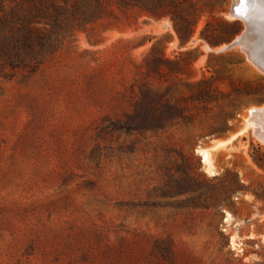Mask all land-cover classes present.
Wrapping results in <instances>:
<instances>
[{
	"label": "rangeland",
	"instance_id": "obj_1",
	"mask_svg": "<svg viewBox=\"0 0 264 264\" xmlns=\"http://www.w3.org/2000/svg\"><path fill=\"white\" fill-rule=\"evenodd\" d=\"M197 1L184 45L128 11L0 72V264H264V145L209 149L215 175L196 152L264 103V72L229 46L231 0Z\"/></svg>",
	"mask_w": 264,
	"mask_h": 264
},
{
	"label": "trees",
	"instance_id": "obj_2",
	"mask_svg": "<svg viewBox=\"0 0 264 264\" xmlns=\"http://www.w3.org/2000/svg\"><path fill=\"white\" fill-rule=\"evenodd\" d=\"M197 3V0H0V72L5 68L11 72H31L76 31L105 20H118L120 14L128 11L154 20L168 18L184 45L200 12ZM218 21L233 27L234 33L240 30L238 21ZM212 32L211 23L207 22L199 33L211 47L223 42ZM253 160L264 170L259 157Z\"/></svg>",
	"mask_w": 264,
	"mask_h": 264
},
{
	"label": "water",
	"instance_id": "obj_3",
	"mask_svg": "<svg viewBox=\"0 0 264 264\" xmlns=\"http://www.w3.org/2000/svg\"><path fill=\"white\" fill-rule=\"evenodd\" d=\"M227 14L233 21L244 24L238 39L229 46L238 45L243 48L250 60L264 72V0H231ZM255 33H258L259 43L250 42ZM253 108L256 110L250 109L244 119L248 118L252 110L250 115L253 121L252 133L261 144H264V103Z\"/></svg>",
	"mask_w": 264,
	"mask_h": 264
},
{
	"label": "bare ground",
	"instance_id": "obj_4",
	"mask_svg": "<svg viewBox=\"0 0 264 264\" xmlns=\"http://www.w3.org/2000/svg\"><path fill=\"white\" fill-rule=\"evenodd\" d=\"M158 26L160 27L161 24L158 23ZM236 39H238V37ZM247 57L249 58L248 55H247ZM251 109L252 110H256V108H251ZM252 110L250 111V114H249L248 118L244 119V125L238 132H236L235 134L231 135L226 140L216 141V143L214 145H212L211 147H209V148H198V149H196V152L199 154L201 163L204 165L205 170L208 173H210L211 175H215L216 171L214 170V167L212 165V161H211L212 159L210 158L209 149H215L216 147H218L220 145L226 144L229 141H231L234 137H236L238 134H240L241 132L247 130V128H249V127L251 128L252 124H253V121H252L251 116H250L251 113H252ZM225 214H226L225 215V222H228L231 217H230V215L228 213H225ZM230 243H231V246H232L233 249L234 248L236 249V248L240 247V244L235 242L232 238H231Z\"/></svg>",
	"mask_w": 264,
	"mask_h": 264
}]
</instances>
